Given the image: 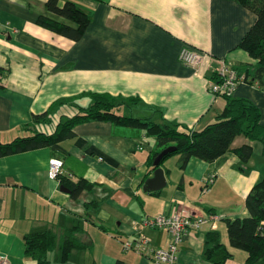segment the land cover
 Listing matches in <instances>:
<instances>
[{"label":"crops","instance_id":"crops-1","mask_svg":"<svg viewBox=\"0 0 264 264\" xmlns=\"http://www.w3.org/2000/svg\"><path fill=\"white\" fill-rule=\"evenodd\" d=\"M66 1L89 17L77 40L38 23L42 15L70 23L48 12L47 0H0L2 143L45 128L33 116L58 99L89 106L96 94L126 100L117 113L201 130L216 119L225 98L208 89L211 67L182 64L180 49L209 52L213 63L221 60L233 69L255 68L238 44L256 14L235 0H57V5ZM253 71L249 67V79ZM230 95L253 103L264 127V73ZM53 111L59 119L77 110L55 104ZM72 131L55 149L0 156V256L9 264H35L25 252L24 236L47 228L57 235L49 264H159L146 251H125L122 243L144 232L151 247L166 249L171 235L143 220L179 208L218 219L215 228L205 224L183 235L178 264H211L202 251L206 234L214 230L232 253L224 264H245L246 251L228 243L225 220L249 216L245 198L264 174L261 141L237 135L231 150L214 161L190 157L183 167L181 154L169 155L159 164L165 186L148 192L143 185L154 170L149 162L159 150L155 134L110 120H88ZM244 144L252 148L245 162L233 151ZM51 157L62 159V172L71 174L72 182L83 179L91 187L77 198L62 191L48 175ZM211 174L214 180L206 184ZM72 230L83 246L62 259L63 238Z\"/></svg>","mask_w":264,"mask_h":264},{"label":"trees","instance_id":"trees-1","mask_svg":"<svg viewBox=\"0 0 264 264\" xmlns=\"http://www.w3.org/2000/svg\"><path fill=\"white\" fill-rule=\"evenodd\" d=\"M243 7L253 11L256 19L245 35L240 40L238 47L245 51L255 61L253 66L234 68L240 75L243 74L247 83L254 84L264 73V0H235ZM46 9L57 17L64 18L70 23L56 20L48 16H40L38 23L60 35L73 40L79 39L89 21L88 15L73 2L66 1L61 7L57 0H47ZM230 67V66H229ZM249 67L253 68V79H249ZM233 68V67H231ZM212 79L217 78L215 73ZM1 82V77H0ZM225 98V105L216 119L201 130L184 129L173 122L162 119L160 122L148 118L133 117L117 113V109L126 100L96 94L89 106L73 104L72 100L58 99L49 109L42 114L34 115L33 119L45 128L34 130L32 134L16 137L7 143L0 142V156L31 150L40 147H59V141L73 135V127L88 120H110L116 124L139 127L147 134H155L159 150L150 159L151 168L154 157L164 148L173 145L175 151L165 155L181 154V166H185L190 157L212 162L231 150V144L237 135H244L250 140H259L264 144V127L260 124V111L250 101L242 98L231 97L230 94H220ZM56 106L67 104L75 106L76 113L72 116L61 115L54 127L51 128V115ZM48 128L51 130H48ZM240 160L245 162L252 154L248 144L233 149ZM161 160V161H162ZM56 180L61 186L69 189L70 196L77 198L91 184L83 179L72 182L66 175L60 173ZM245 205L249 216L244 218L226 219V230L230 246L246 251L245 264H264V231L260 225L264 221V174L251 187L245 198ZM75 230L67 232L61 246L63 258L72 248L82 247ZM57 235L52 229L47 228L29 232L24 236L25 252L35 264H49L48 252L56 245ZM232 253L221 242L219 232H208L205 237L202 258L211 264H224L231 258Z\"/></svg>","mask_w":264,"mask_h":264},{"label":"built area","instance_id":"built-area-1","mask_svg":"<svg viewBox=\"0 0 264 264\" xmlns=\"http://www.w3.org/2000/svg\"><path fill=\"white\" fill-rule=\"evenodd\" d=\"M179 60L182 64L192 68H202L204 65L211 67L212 73L217 78L208 82V89L215 95L230 94L239 85L245 83L243 74L239 75L236 70L229 67L223 61L219 60L213 63V59L209 52L202 51L188 45H184L179 52ZM63 161L58 157L49 159L48 175L52 179H56L57 175L62 173ZM71 178V174H66ZM214 175L211 174L205 178L206 184H211ZM217 216L214 214H196L186 208H179L170 214H157L145 217L143 224L148 227L164 229L171 235V242L166 249H157L150 246V240L144 232H139L135 240H129L122 243V248L133 250L136 252L146 251L159 264H178L177 253L178 244L183 235L190 230H197L205 224H210L212 228L216 227ZM264 231V221L260 222ZM0 264H9V260L5 256H0Z\"/></svg>","mask_w":264,"mask_h":264},{"label":"water","instance_id":"water-1","mask_svg":"<svg viewBox=\"0 0 264 264\" xmlns=\"http://www.w3.org/2000/svg\"><path fill=\"white\" fill-rule=\"evenodd\" d=\"M175 149H176L175 146L170 145L162 149L154 157L153 162H152V165L155 167L153 170V175L145 180L144 185H143L144 191H148V192L158 191L165 186L166 181L164 177V172H163V169L159 167V164L165 155L175 151ZM60 189L64 192H67V193L69 192V189L64 186H60Z\"/></svg>","mask_w":264,"mask_h":264},{"label":"rangeland","instance_id":"rangeland-1","mask_svg":"<svg viewBox=\"0 0 264 264\" xmlns=\"http://www.w3.org/2000/svg\"><path fill=\"white\" fill-rule=\"evenodd\" d=\"M55 111V110H54ZM54 111H53V113H52V117H53V120L51 121V124L50 125H55V122H54V119H56V117H57V121H58V117H59V112L57 113V111L54 113ZM56 121V122H57Z\"/></svg>","mask_w":264,"mask_h":264}]
</instances>
